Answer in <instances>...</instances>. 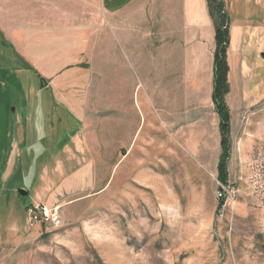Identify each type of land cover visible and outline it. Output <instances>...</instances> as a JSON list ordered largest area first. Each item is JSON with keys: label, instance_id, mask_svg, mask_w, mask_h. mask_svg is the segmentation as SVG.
<instances>
[{"label": "rangeland", "instance_id": "obj_1", "mask_svg": "<svg viewBox=\"0 0 264 264\" xmlns=\"http://www.w3.org/2000/svg\"><path fill=\"white\" fill-rule=\"evenodd\" d=\"M223 1L226 185L218 180L220 115L211 98L215 42L204 39L208 23L214 30L206 0H0V264H264V0ZM123 7L133 9L132 26L115 33L112 22L111 54L120 61L109 60L106 79L104 13L118 23ZM191 27L203 28L197 38L208 43L209 63L207 73L197 63L189 91H173L183 103L163 87L145 88L140 54L142 41L153 46L156 39L178 68ZM73 68L80 75L65 84L85 86L92 122L86 150L76 139V98L54 88L55 76ZM120 80L131 87L137 127L125 147L102 122L107 84ZM98 159L105 170L91 176L94 166L102 168ZM84 161L90 166L75 170ZM105 182V191L60 204L61 225H28L25 206L46 201V188L79 198Z\"/></svg>", "mask_w": 264, "mask_h": 264}, {"label": "crops", "instance_id": "obj_2", "mask_svg": "<svg viewBox=\"0 0 264 264\" xmlns=\"http://www.w3.org/2000/svg\"><path fill=\"white\" fill-rule=\"evenodd\" d=\"M206 7V5H204V8ZM193 8V7H192ZM203 9V8H201ZM206 9V8H205ZM199 11V9H194L193 11ZM132 7H123L120 8L118 10V16H119V20L118 23L114 22L113 20H111L112 14L111 12H105L104 13V30H103V34H107L108 38L106 39L103 36V56L104 59L106 58L108 61H106L104 63V71H103V76H105V78L107 79L110 75H105V72L107 71V63H109V60H111L112 58H114L116 61H120L119 60V56L114 57L112 56V47L110 45V41H109V36L112 33L111 31V25L113 22V27H114V31L115 33H121L124 31V29L127 28H131L132 24L129 22L130 20V15L132 14ZM193 12V14H194ZM202 11H199V13H201ZM206 16V15H204ZM203 16V24L206 20L207 17ZM193 19V18H192ZM191 19V20H192ZM119 27L118 30H116V27ZM203 28H196V27H191L190 29H187V33H185L186 36L183 37V44L186 45L188 49V55L186 60L183 61V58H180V64L178 66V68L174 69L173 68V57L172 55L169 53L167 47H165L164 49H159V48H155V41H154V45L153 46H148L147 44V40L148 38L145 39V42L143 43L142 41V51H141V57H143L142 59V72L140 73V76H145V84L148 90L153 91V92H158V90L160 89V87L165 88V90L167 91H171L170 95L171 98L177 101H181L183 103L187 102L183 99L184 95H179L177 97V99H175L176 97L173 96V91L175 92H184V90L186 89L187 91L190 90V86L192 83V72H194V69L197 68V63L201 62L202 67L204 68V70H206L205 73H207L208 70V43L206 44V47L204 45L206 40H211L212 37H214V30L211 29V27L208 25L205 27L206 33L208 34L204 39H201V41L198 40V35L199 33L202 31ZM186 32V31H185ZM128 33V31H126L124 34ZM209 36V37H208ZM212 36V37H211ZM117 37V36H116ZM185 37H186V41H185ZM194 37V38H193ZM120 39V38H119ZM24 46H23V52H24V57L26 58V41L24 40V36L22 39ZM21 41V44H22ZM199 46V47H198ZM196 48V51L198 48H201V53H203V51H205L204 54H201V56L199 57V55H193V52L190 53V51H192L193 48ZM213 57V56H212ZM105 59V60H106ZM202 59H205V61L202 63ZM108 72V71H107ZM109 73V72H108ZM179 73V76H178ZM73 75H80V72L74 71V68L69 70V71H64L63 75H57L56 77V82L57 84H55V92L60 93L62 98L65 99H72L74 97V99L76 98V103L78 105V111L75 112L74 115V119L75 122L78 125V130L80 132V134L78 135L79 137H76V139H80L79 140V148L80 149H84L86 150L87 147V138L88 135H85L86 133V129L88 128V126H90L92 124V122L90 121V119L88 118V107H87V101H86V96H81V91L85 88L81 87V86H77L75 87L73 84L68 87L67 84H65V82L68 83L70 76ZM144 79L142 81H144ZM110 94L108 96L105 97V102L104 105H106V107L103 109L102 114V122H106L108 123V128L109 131L111 133L110 138H114V137H118V139L121 141L122 140V144H119L118 147H123L124 145H126L124 142V140H135V136L137 134V127L135 126V123L133 121L132 118V113L130 111V106L132 104V100H131V96L132 94L131 92V87L129 88V82L128 80H125L124 82L120 80V82L115 83V84H107ZM71 92L72 94L70 96L66 95V93ZM119 93V94H118ZM76 94V95H75ZM175 97V98H174ZM77 98H79L80 100L84 101V103H80L79 100H77ZM187 98V96H186ZM190 104V102H189ZM174 105V104H173ZM138 137V136H137ZM125 147V146H124ZM86 155V154H85ZM97 155H100L99 153ZM99 160V159H98ZM99 163L97 165L102 166V168H98L97 166H94L90 172H91V176L93 175V173L96 171H101L103 172L105 170V168H103V166L105 165L104 161L102 163V160L98 161ZM96 163V162H95ZM90 162H82L79 163V166L75 169H83L86 166H90ZM94 164V163H93ZM102 164V165H101ZM97 167V168H96ZM108 170L110 169L109 167L107 168ZM90 176V178H91ZM94 177H92L93 179ZM92 181V180H91ZM108 182V180H107ZM107 182H105L103 185L96 186V185H91V188H94V190L90 191L89 193L85 192L84 194L79 195V198H72L69 195L66 196V198L70 197L69 199H64L61 195H58L56 193L57 189H47L46 188V193L44 194L45 197L44 199L46 201H41V203H46L48 205H53V206H59L61 208V205H69L70 203L73 204L74 201H76L77 199H80L82 197H84V199L88 198L91 194H97L99 192L105 191L107 188ZM45 189V188H44ZM48 190V191H47ZM27 194V193H26ZM59 200V201H58ZM34 202V201H30L29 203ZM61 204V205H60ZM61 214V213H60ZM62 217V216H61Z\"/></svg>", "mask_w": 264, "mask_h": 264}, {"label": "trees", "instance_id": "obj_3", "mask_svg": "<svg viewBox=\"0 0 264 264\" xmlns=\"http://www.w3.org/2000/svg\"><path fill=\"white\" fill-rule=\"evenodd\" d=\"M208 12L212 19L214 28V42L215 49L213 53V89L211 98L216 105L217 111L220 115V134H221V147L222 151L219 156L217 168H218V180L223 184H227L226 179V159L228 156V111L224 103V95L229 91L227 84V73L229 71L228 64L226 62V52L229 42V17L224 8L223 0H206ZM213 3H215L213 5ZM221 201L219 206L224 202L222 192H220ZM26 209V206H25Z\"/></svg>", "mask_w": 264, "mask_h": 264}, {"label": "built area", "instance_id": "obj_4", "mask_svg": "<svg viewBox=\"0 0 264 264\" xmlns=\"http://www.w3.org/2000/svg\"><path fill=\"white\" fill-rule=\"evenodd\" d=\"M27 223L29 226L41 224L44 226L61 225L59 206H49L43 203L31 202L26 206Z\"/></svg>", "mask_w": 264, "mask_h": 264}, {"label": "water", "instance_id": "obj_5", "mask_svg": "<svg viewBox=\"0 0 264 264\" xmlns=\"http://www.w3.org/2000/svg\"><path fill=\"white\" fill-rule=\"evenodd\" d=\"M262 55V54H261ZM40 81H42V80H40ZM40 87H43V84L40 82ZM18 193L20 194V195H26V191L25 190H23V189H20V190H18Z\"/></svg>", "mask_w": 264, "mask_h": 264}]
</instances>
